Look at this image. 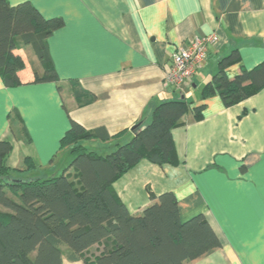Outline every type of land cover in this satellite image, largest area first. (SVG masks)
<instances>
[{"label": "crops", "instance_id": "obj_1", "mask_svg": "<svg viewBox=\"0 0 264 264\" xmlns=\"http://www.w3.org/2000/svg\"><path fill=\"white\" fill-rule=\"evenodd\" d=\"M7 2H29L43 18H60L63 25L47 39L58 82L7 87L0 76V140L12 145L6 165L24 169V158L30 156L35 168L20 174L52 176L61 153L69 154L60 143L71 121L114 136L83 142L104 155L129 142L135 135L132 127L148 123L159 104L183 98L192 103L190 109L203 104L201 120L189 109L183 124L171 131L177 166L142 160L113 189L131 214L151 203L150 194L170 191L182 222L205 218L220 245L183 264H264V87L229 107L217 93L200 98L220 59L232 51L240 62L225 69L229 79L264 62V0ZM211 33L218 36L217 43L209 46L182 90L165 86V71L178 48L193 36ZM14 53L24 62L20 81L41 74L29 46ZM71 82L93 100L78 105Z\"/></svg>", "mask_w": 264, "mask_h": 264}, {"label": "trees", "instance_id": "obj_2", "mask_svg": "<svg viewBox=\"0 0 264 264\" xmlns=\"http://www.w3.org/2000/svg\"><path fill=\"white\" fill-rule=\"evenodd\" d=\"M62 25L60 18H43L29 2L10 6L0 0V76L5 86L59 81L47 39ZM26 46L42 67L30 82L20 81L24 62L14 53ZM239 62L235 50L221 58L200 98L217 93L229 107L260 91L264 62L227 78L225 69ZM70 86L78 105L93 100L74 82ZM191 104L185 98L159 104L129 142L104 155L86 149L83 142L114 136L71 121L60 144L72 158L60 175L45 179L16 177L36 164L26 156L24 169L10 168L6 157L12 145L0 140V264H183L217 248L219 241L202 215L180 220L172 192L150 194L151 203L131 214L113 189L114 182L142 160L158 166L179 164L171 131L183 124ZM204 109L203 104L190 109L195 120L202 119ZM93 246L100 248L98 254L86 257Z\"/></svg>", "mask_w": 264, "mask_h": 264}, {"label": "built area", "instance_id": "obj_3", "mask_svg": "<svg viewBox=\"0 0 264 264\" xmlns=\"http://www.w3.org/2000/svg\"><path fill=\"white\" fill-rule=\"evenodd\" d=\"M218 41L214 33L204 36H193L186 45L181 46L172 56V63L166 69L164 85L181 91L184 83L190 80L207 56L209 46Z\"/></svg>", "mask_w": 264, "mask_h": 264}, {"label": "rangeland", "instance_id": "obj_4", "mask_svg": "<svg viewBox=\"0 0 264 264\" xmlns=\"http://www.w3.org/2000/svg\"><path fill=\"white\" fill-rule=\"evenodd\" d=\"M30 60H31V56H29V58H28V61H29L28 63H29V65L30 64L33 65L32 61H30ZM69 155L70 154H68V152H66V151L65 152H62L61 155L59 156V160H58L56 166H54L53 171L50 172V174H52L54 172L55 175H60L61 172H62V169L68 164V162H70V160L72 158V157H69ZM64 159H67L68 161L65 163L64 162ZM39 174H41L39 171L34 172L32 178H34V179L35 178H43V179H45V178L50 177L49 174L48 175H39ZM14 175L16 177H18V178H28L27 175H29V174H27V175H25V174H14ZM62 248L63 249H66V246H62ZM99 249H100L99 247L91 248V250H89L86 253V257L89 258L90 256L96 255L99 252Z\"/></svg>", "mask_w": 264, "mask_h": 264}, {"label": "water", "instance_id": "obj_5", "mask_svg": "<svg viewBox=\"0 0 264 264\" xmlns=\"http://www.w3.org/2000/svg\"><path fill=\"white\" fill-rule=\"evenodd\" d=\"M139 125H140V123H138V124L134 125V126L132 127V130H135V129H137Z\"/></svg>", "mask_w": 264, "mask_h": 264}]
</instances>
